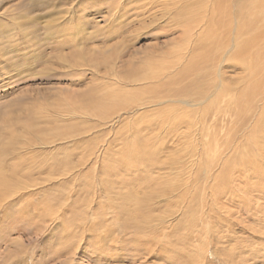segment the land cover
I'll list each match as a JSON object with an SVG mask.
<instances>
[{
	"label": "rangeland",
	"instance_id": "374dc122",
	"mask_svg": "<svg viewBox=\"0 0 264 264\" xmlns=\"http://www.w3.org/2000/svg\"><path fill=\"white\" fill-rule=\"evenodd\" d=\"M254 3L0 0V264H264Z\"/></svg>",
	"mask_w": 264,
	"mask_h": 264
},
{
	"label": "bare ground",
	"instance_id": "6f19581e",
	"mask_svg": "<svg viewBox=\"0 0 264 264\" xmlns=\"http://www.w3.org/2000/svg\"><path fill=\"white\" fill-rule=\"evenodd\" d=\"M221 1V0H220ZM256 1H258V0H255V3H256ZM262 1V3H264L263 2V0H261ZM61 1H59V3H60ZM69 2V1H68ZM65 3H67L66 1H65ZM255 3H254V5H255ZM62 4H64V3H62ZM174 4V3H173ZM225 4V3H224ZM219 6V5H218ZM224 6H226V5H224ZM258 6H259V4H258V2H257V7L255 8V10L257 11V8H258ZM44 8V7H43ZM260 9V8H259ZM260 11H261V9H260ZM235 13V12H234ZM51 14H53V13H50L49 14V19H53V16H51ZM28 17V16H27ZM26 17V18H27ZM37 18V17H36ZM36 21H37V19H35ZM236 23V22H235ZM245 30V29H244ZM234 36V35H233ZM227 44V43H226ZM241 47V46H240ZM226 50H228V49H226ZM229 51V50H228ZM240 51V50H239ZM229 53V52H228ZM227 57V56H226ZM241 57V56H240ZM234 59H235V57H234ZM225 60V59H224ZM214 64V63H213ZM219 66V65H218ZM147 79V78H146ZM158 83H159V81H157ZM221 88H222V90H221V93H220V95H223V93L225 92V87H223V83H222V80H221ZM159 86H161V84H159ZM165 87V86H164ZM163 89V88H162ZM206 101V100H205ZM260 125V124H259ZM36 126V125H35ZM261 127V126H260ZM3 150V149H2ZM4 154H3V151L2 152H0V159H1V157L3 156ZM3 174V173H2ZM2 174L0 173V178H1V176H2ZM20 180V179H19ZM1 182H0V185L2 186V183L4 182V180L2 179V180H0ZM7 181V180H6ZM16 181V180H15ZM3 188V187H2ZM1 188V189H2ZM16 190V189H15ZM1 192H2V190H1ZM4 192H6V191H4ZM9 192V191H8ZM10 193H8V195H9ZM10 196V195H9ZM187 198V197H186ZM23 210V209H22ZM21 210V211H22Z\"/></svg>",
	"mask_w": 264,
	"mask_h": 264
}]
</instances>
